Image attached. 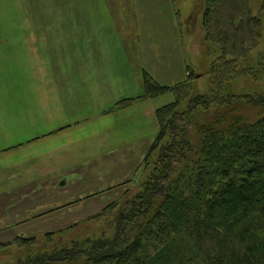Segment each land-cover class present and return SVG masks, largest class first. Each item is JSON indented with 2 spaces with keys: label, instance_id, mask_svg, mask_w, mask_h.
<instances>
[{
  "label": "rangeland",
  "instance_id": "rangeland-1",
  "mask_svg": "<svg viewBox=\"0 0 264 264\" xmlns=\"http://www.w3.org/2000/svg\"><path fill=\"white\" fill-rule=\"evenodd\" d=\"M205 2L0 0V156L11 153V114L16 115L20 122L24 110H28L31 128L43 132L46 126L50 128L51 124L60 121L59 114L54 113L57 97L67 106L64 110L67 115L64 111L61 113L64 121L77 118L81 122L92 120L99 112L109 114L147 101L137 100L141 92L139 97L132 99L137 101L130 106H116L130 99H121L111 106L114 100L112 97L121 92V86H125L115 85L119 76H137L142 88V74L145 72L156 83L173 87L187 80L189 69L188 72L196 75L191 82L193 93L207 95L210 91L209 80L203 74L220 55V51L214 44L204 40L201 22ZM73 26L76 28L75 35L72 32ZM103 27L112 31L109 33L119 31L117 29L120 28V37H123L126 44L125 50L119 52L113 49L105 55L100 53L103 57L95 64L73 65V60L81 59L74 55L83 54L72 51L73 43H82L81 39L87 37L89 31ZM115 36L118 38V35ZM115 36L110 38L116 39ZM102 38L106 41L108 39L107 36ZM138 40L144 46L141 52L135 48ZM259 48L263 49L262 46ZM90 56L92 59V53ZM110 77H113L110 83L99 84V79L107 82ZM60 80L65 90L57 93V82ZM67 85L73 91H69ZM130 85L126 84L128 87ZM228 85L234 86L229 92L233 95L264 94V78L254 80L240 77ZM109 98L113 100L106 104ZM153 100L159 108L173 102V96L167 94ZM154 118L158 126L155 113ZM83 133L80 131L82 137ZM83 143L86 144V141ZM147 153L135 168L129 167L135 165L124 166L125 172L129 173L126 176L121 171L101 180L98 169L87 177L80 170L83 178L70 181L67 186L61 185V190L57 187L52 190L48 188L50 191L46 206L16 215V221L30 215H36L35 220L16 228L0 227V240H11L0 245V264H18L30 251L41 253L42 247L45 250H61L70 247L71 242L89 237H111L117 217L128 212L131 202L142 192L159 150L156 148L143 162ZM78 167L88 169L89 165ZM92 167L97 168L99 165L94 164ZM64 170L61 177L76 174L75 165L74 168L65 167ZM96 177L98 179H94ZM8 199L4 197L2 208ZM31 200L32 206H38L37 197L32 196ZM8 216L6 211L0 213L1 224H4V220L8 222ZM48 234L51 235L48 237ZM16 238H34L35 243L21 246L15 242Z\"/></svg>",
  "mask_w": 264,
  "mask_h": 264
},
{
  "label": "trees",
  "instance_id": "trees-1",
  "mask_svg": "<svg viewBox=\"0 0 264 264\" xmlns=\"http://www.w3.org/2000/svg\"><path fill=\"white\" fill-rule=\"evenodd\" d=\"M201 27L220 51L203 74L207 95L193 93L189 69L173 87L142 74L137 100L173 102L155 112L159 130L143 162L159 153L113 235L42 247L18 264H264V94L233 95L228 85L264 78V0H206Z\"/></svg>",
  "mask_w": 264,
  "mask_h": 264
},
{
  "label": "crops",
  "instance_id": "crops-1",
  "mask_svg": "<svg viewBox=\"0 0 264 264\" xmlns=\"http://www.w3.org/2000/svg\"><path fill=\"white\" fill-rule=\"evenodd\" d=\"M74 29L76 28L73 26V35H75ZM106 29L105 27L93 29L89 31L90 34L87 37L81 39L82 43H73L72 51L83 53L74 55L81 59L73 60V65L77 63L85 65L91 62L95 64L101 60V56L103 57L100 53L105 55L113 49L119 52L125 50L126 44L123 42V37L122 39L120 37L122 36L120 28H116L119 31L114 33H109L112 31ZM115 35H118V38ZM106 36L108 37L107 41L102 38ZM110 36H115L116 39H112ZM137 42L136 51L141 52L144 46L140 44V40ZM97 52L99 54H95ZM90 53H92V59H90ZM110 78L107 79V82L101 79L98 82L99 84H108L113 80V77ZM116 79L119 81L117 80L115 85L123 84L125 86L123 88L121 86V92L112 97L114 100L109 98L106 104L113 100L112 106L113 103L121 99H133L141 95V82L137 76H119ZM126 84L131 85L128 87ZM61 85L62 80L57 82V93L65 90ZM68 90L73 91L69 89V86ZM55 100L54 113L55 115L59 114L60 121L54 125L51 124L50 128H47V123H45L46 127L43 132L31 128V119L28 117L31 115L28 114V110H24L20 122L16 115L11 114V153L0 156V186L4 185L0 187V213L6 211L9 216L8 222L4 220L2 221L4 224H1L0 221V227L3 225L16 228L20 224L25 225L35 220L37 216L30 215V217L16 221V215L37 207L41 209L42 205L46 206L48 191L55 187L61 190L63 188L61 185L66 184L67 186L70 181L83 178L84 176H80L81 171L87 174V177L98 169L97 173H101L98 175L101 180L107 179L108 175L112 173L117 174L121 171L125 176L128 175V171L125 172V165H135L129 166L135 168L141 163L158 132L154 118L158 106L154 100L141 101L124 110L109 114L99 112L92 120L85 122H81L77 118L69 121L67 118V121H64L61 113L67 106H64L58 97ZM43 101L46 102L45 99ZM45 106L44 103V108ZM108 107L110 108V106ZM64 114L67 115L66 111ZM91 114L93 115V113ZM41 125L40 122V128ZM80 131H84L83 137L80 135ZM84 141L86 144H82ZM82 164L89 165L88 169H80L78 166ZM94 164L99 167H92ZM74 165L76 174H71L72 177L67 176L66 178L60 176L65 171V167L66 169L74 168ZM56 181L57 183H54ZM59 184L60 186H58ZM32 196L37 197L38 206H32ZM4 197H9V199L2 208ZM7 241L11 240H0V245Z\"/></svg>",
  "mask_w": 264,
  "mask_h": 264
}]
</instances>
